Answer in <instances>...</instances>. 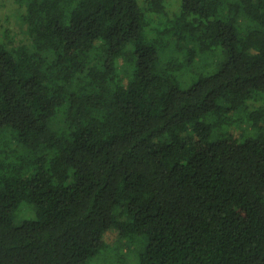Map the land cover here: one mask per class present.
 <instances>
[{
    "label": "trees",
    "instance_id": "16d2710c",
    "mask_svg": "<svg viewBox=\"0 0 264 264\" xmlns=\"http://www.w3.org/2000/svg\"><path fill=\"white\" fill-rule=\"evenodd\" d=\"M21 1L31 43H0V264H87L110 228L147 236L136 264H264V0H181L149 30L162 0ZM216 47L182 90L178 53Z\"/></svg>",
    "mask_w": 264,
    "mask_h": 264
},
{
    "label": "rangeland",
    "instance_id": "374dc122",
    "mask_svg": "<svg viewBox=\"0 0 264 264\" xmlns=\"http://www.w3.org/2000/svg\"><path fill=\"white\" fill-rule=\"evenodd\" d=\"M144 1L145 0H138L141 4H143ZM162 2L165 6V13L160 16L150 14L149 18L151 25L148 27V30L150 27H155L157 29H161L160 27L164 28L165 22L173 18L179 12L181 0H162ZM24 13L25 8L21 0H0V43L8 49L20 45L28 46L31 43L23 21ZM164 49L170 52L172 47L168 46ZM185 53V51H182L177 55L178 62L182 63L178 73L180 88L182 90L187 89L191 82V79H184L185 75H188L189 72H192V74L197 73L200 70L206 73H213L219 68L223 59L220 47H216L215 52L200 54L192 64H186L184 62L186 58ZM204 63L207 64L205 68L202 66ZM255 97L257 100H254L252 103L256 106H264V90L255 93ZM231 131L236 135L240 132L236 128H231ZM246 136L253 137L255 133L253 131ZM1 139L3 142L8 143L11 136H4L3 132L1 134ZM34 217L35 211L32 205L24 201L14 212L13 220L14 223L18 225L23 220L33 219ZM103 237L108 244L106 249H103L98 255L90 259L87 264H136L138 256L144 251L148 241L147 236L141 235L127 238L122 243L118 241L119 234L114 228L108 229Z\"/></svg>",
    "mask_w": 264,
    "mask_h": 264
}]
</instances>
